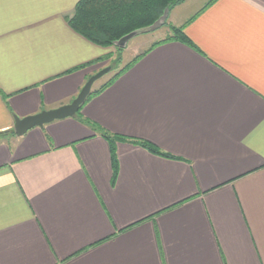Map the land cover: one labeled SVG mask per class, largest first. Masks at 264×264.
<instances>
[{
    "label": "crops",
    "instance_id": "obj_1",
    "mask_svg": "<svg viewBox=\"0 0 264 264\" xmlns=\"http://www.w3.org/2000/svg\"><path fill=\"white\" fill-rule=\"evenodd\" d=\"M79 1L0 0V264H264V0L204 1L172 23L190 45L152 41L18 137L111 61Z\"/></svg>",
    "mask_w": 264,
    "mask_h": 264
},
{
    "label": "trees",
    "instance_id": "obj_2",
    "mask_svg": "<svg viewBox=\"0 0 264 264\" xmlns=\"http://www.w3.org/2000/svg\"><path fill=\"white\" fill-rule=\"evenodd\" d=\"M183 1L184 0H80L75 6L74 14L68 21V25L73 31L97 46L104 48L114 47L113 42L132 31L151 26L162 16L166 8L171 7L172 10ZM164 25H166V23L163 24V26ZM170 32L171 33L166 38L154 42L150 48L171 41H179L186 45H190L189 40L183 34V28L172 27ZM141 55L142 54L135 57L114 75L105 86L111 84L139 59ZM101 136L109 144L111 162L115 173V145L118 142L126 140L103 132H101ZM130 142L155 155L168 157L146 142L132 140Z\"/></svg>",
    "mask_w": 264,
    "mask_h": 264
},
{
    "label": "water",
    "instance_id": "obj_3",
    "mask_svg": "<svg viewBox=\"0 0 264 264\" xmlns=\"http://www.w3.org/2000/svg\"><path fill=\"white\" fill-rule=\"evenodd\" d=\"M171 7H168L164 10L162 16L154 22L151 26L146 28L137 29L132 31L125 36L121 37L119 40L113 42V46L118 49H124L127 44L134 39L135 37L147 33H153L154 31L158 30L166 23L169 13L171 12ZM109 71V68H106L96 75L92 76L83 86L77 97L68 105L62 106L58 109L41 112L34 116H29L23 119H14V134L18 137L24 135L27 131L36 128V127H43L46 124H49L56 120H62L65 118L72 117L76 114L80 106L84 104L87 97L90 94V90L92 85L96 80L102 77Z\"/></svg>",
    "mask_w": 264,
    "mask_h": 264
},
{
    "label": "rangeland",
    "instance_id": "obj_4",
    "mask_svg": "<svg viewBox=\"0 0 264 264\" xmlns=\"http://www.w3.org/2000/svg\"><path fill=\"white\" fill-rule=\"evenodd\" d=\"M204 1L207 0H184L171 10L169 17L167 18L168 20L166 21V25L162 26L160 29L154 31L153 33H147L135 37L124 49L111 47L113 50L112 55L109 56L111 61L108 62L106 66V68H109V71L94 82L92 90H96L108 82L135 57L141 54L152 41H159L158 39L165 36L166 31H169L168 33L170 34V29L173 27L172 23L175 18L184 19L187 15L194 13L196 9L201 7Z\"/></svg>",
    "mask_w": 264,
    "mask_h": 264
}]
</instances>
